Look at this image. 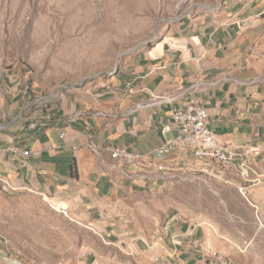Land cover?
I'll return each instance as SVG.
<instances>
[{"label":"crops","instance_id":"crops-1","mask_svg":"<svg viewBox=\"0 0 264 264\" xmlns=\"http://www.w3.org/2000/svg\"><path fill=\"white\" fill-rule=\"evenodd\" d=\"M35 86L23 66L0 68V169L15 187L0 190L39 195L65 209L84 231L78 264H205L209 249L244 244L230 224H245L240 214L257 218L260 206L264 0H220L197 9L157 45L128 53L112 74L47 94ZM169 93L178 98L156 102ZM189 96L205 108L218 142L238 153L234 164H245L248 181L217 164L211 169L222 180L208 183L177 182L147 166L153 150L177 135L162 128ZM90 140L144 162L93 154L85 146ZM194 159L186 146L163 163ZM164 225L160 239L156 229Z\"/></svg>","mask_w":264,"mask_h":264},{"label":"rangeland","instance_id":"rangeland-1","mask_svg":"<svg viewBox=\"0 0 264 264\" xmlns=\"http://www.w3.org/2000/svg\"><path fill=\"white\" fill-rule=\"evenodd\" d=\"M220 0H0V68L23 66L43 94L106 76L132 51ZM257 218L231 222L236 264H264V179ZM67 215V214H66ZM39 195L0 190V264H78L79 223Z\"/></svg>","mask_w":264,"mask_h":264},{"label":"built area","instance_id":"built-area-1","mask_svg":"<svg viewBox=\"0 0 264 264\" xmlns=\"http://www.w3.org/2000/svg\"><path fill=\"white\" fill-rule=\"evenodd\" d=\"M177 98L178 95L176 93H169L155 97L156 102L164 103L173 102ZM43 99L44 97H41L36 101L42 103ZM207 116L205 108L196 98L193 96L184 98L182 104L172 111L171 125H165L162 128V133L164 135L165 133L170 132L172 128L177 131V135L168 139L166 138L162 145L153 150V159L147 162V166L165 171L170 179L177 182L199 181L208 183L210 178L222 180L220 174L211 169L212 164H217L234 168V170L243 177L245 181H248V178L245 175L247 173V167L243 162L236 167L234 160L236 156H238V153L230 147L218 142L214 133L208 127ZM76 117L77 115H73L66 120L74 121ZM30 125L35 126V122H32ZM85 146L90 152L96 155H99L102 152H109L111 157L117 162L128 164L144 162L141 155L124 148L102 146L92 140L88 141ZM186 146L190 147L191 153L195 158L194 161H183L170 167L164 165L163 160L168 154L183 149ZM9 149L16 154L26 155L29 153V150H24L17 146H11ZM223 182L228 183L227 180H223ZM0 189L10 192L15 190V187L10 183L1 169ZM239 191L245 195L244 188H239ZM61 211L66 215L65 209L61 208ZM167 228L168 227L164 225L161 229H156V234L160 239L162 238L161 232ZM205 264L236 263L227 255L226 251L209 249L205 254Z\"/></svg>","mask_w":264,"mask_h":264}]
</instances>
